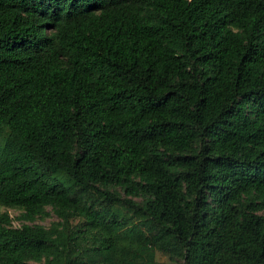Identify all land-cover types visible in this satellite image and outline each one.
I'll return each mask as SVG.
<instances>
[{"label":"trees","instance_id":"trees-1","mask_svg":"<svg viewBox=\"0 0 264 264\" xmlns=\"http://www.w3.org/2000/svg\"><path fill=\"white\" fill-rule=\"evenodd\" d=\"M2 129L0 264H264V0H0Z\"/></svg>","mask_w":264,"mask_h":264},{"label":"rangeland","instance_id":"rangeland-1","mask_svg":"<svg viewBox=\"0 0 264 264\" xmlns=\"http://www.w3.org/2000/svg\"><path fill=\"white\" fill-rule=\"evenodd\" d=\"M6 131H7L6 129H2L0 131V143L3 142L4 136L6 135ZM58 177L60 179L65 178V176L62 174H58ZM108 188L110 190H117V191H119L120 194L125 195V192L119 186H108ZM129 197H131V196H129ZM132 198L135 201H142L144 199L143 195L132 196ZM45 211H47L48 213L36 215L32 219H24L21 217V214H22L21 209L9 208V207H6V206H3L0 204V213L8 212V214L12 218V224L15 226H20V225L26 224V223H38V224H42L46 227H49L51 224L56 223L60 220V218L57 216V214L54 212V210L52 209V207L50 205L45 207ZM74 222H76V219H74ZM155 260H156L157 264H182V260L180 258L170 257L166 253H160V252L157 253V257ZM44 261H45L44 258H42L39 261L31 260L30 264H43Z\"/></svg>","mask_w":264,"mask_h":264}]
</instances>
